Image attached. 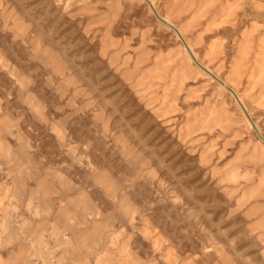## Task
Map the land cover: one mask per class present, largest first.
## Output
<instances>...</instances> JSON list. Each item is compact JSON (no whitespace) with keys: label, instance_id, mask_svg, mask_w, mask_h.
I'll use <instances>...</instances> for the list:
<instances>
[{"label":"rangeland","instance_id":"374dc122","mask_svg":"<svg viewBox=\"0 0 264 264\" xmlns=\"http://www.w3.org/2000/svg\"><path fill=\"white\" fill-rule=\"evenodd\" d=\"M149 1L0 0V264H264V0Z\"/></svg>","mask_w":264,"mask_h":264},{"label":"crops","instance_id":"0c3cea01","mask_svg":"<svg viewBox=\"0 0 264 264\" xmlns=\"http://www.w3.org/2000/svg\"><path fill=\"white\" fill-rule=\"evenodd\" d=\"M149 3V2H148ZM151 3V1H150ZM149 3V4H150ZM152 8L153 5L152 3L150 4ZM155 10V9H154ZM260 11V15L261 13H264V9H259ZM156 12V10H155ZM156 14L159 16V14L156 12ZM259 15V16H260ZM263 16V15H261ZM160 17V16H159ZM160 19L170 28H172L174 30V32L178 35V37L182 40V42L184 43L187 51L189 52V54L191 55V57L199 64L201 65V67H203L210 75L212 74L214 76V74L212 73L211 70H209L207 67H205L204 65H202L199 61L198 58L196 56V54L194 53V51L192 50V48L190 47V45L188 44V42L186 41L183 33L181 34L180 31H178L179 29L177 27H175L174 25L170 24L167 20L163 19L160 17ZM262 20H264L262 18ZM11 214V207L9 206V198L5 193L0 194V220L3 221L5 220V216H8ZM3 224H0V227ZM10 239L9 234H7L6 238H4V244H3V248L2 251L0 249V262H10V244L8 243ZM6 241V242H5ZM8 243V244H6Z\"/></svg>","mask_w":264,"mask_h":264},{"label":"bare ground","instance_id":"6f19581e","mask_svg":"<svg viewBox=\"0 0 264 264\" xmlns=\"http://www.w3.org/2000/svg\"><path fill=\"white\" fill-rule=\"evenodd\" d=\"M149 3H150V1L149 0H147ZM151 4V3H150ZM153 5V4H152ZM154 7V6H153ZM155 8V7H154ZM212 75V74H211ZM215 77V76H214ZM216 78V77H215ZM233 93H234V91L232 90V89H230ZM238 100H239V98H238ZM239 102L241 103V101L239 100ZM241 105H242V103H241ZM243 106V105H242Z\"/></svg>","mask_w":264,"mask_h":264}]
</instances>
